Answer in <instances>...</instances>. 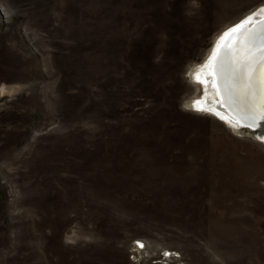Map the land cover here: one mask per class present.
<instances>
[{
    "label": "rangeland",
    "instance_id": "obj_1",
    "mask_svg": "<svg viewBox=\"0 0 264 264\" xmlns=\"http://www.w3.org/2000/svg\"><path fill=\"white\" fill-rule=\"evenodd\" d=\"M261 8L0 0V264H264V143L189 100Z\"/></svg>",
    "mask_w": 264,
    "mask_h": 264
},
{
    "label": "snow or ice",
    "instance_id": "obj_2",
    "mask_svg": "<svg viewBox=\"0 0 264 264\" xmlns=\"http://www.w3.org/2000/svg\"><path fill=\"white\" fill-rule=\"evenodd\" d=\"M251 19L249 17L224 33L221 40L235 34L240 43L233 47L234 41L226 46L218 42L212 59L214 87L221 94L222 103L239 120L254 127L264 121V28L247 29ZM197 110L205 111L203 108ZM137 244L142 249L145 247L141 241Z\"/></svg>",
    "mask_w": 264,
    "mask_h": 264
},
{
    "label": "bare ground",
    "instance_id": "obj_3",
    "mask_svg": "<svg viewBox=\"0 0 264 264\" xmlns=\"http://www.w3.org/2000/svg\"><path fill=\"white\" fill-rule=\"evenodd\" d=\"M249 17H252L250 23L246 25L247 29L255 30L264 28V8H261L259 10H255L245 17H243L240 21L237 23H233L231 25H228L226 28H224L222 31H220L213 39V46L211 49L207 50L204 54L202 61L200 62H194L190 65L189 68L191 69V80L193 82V97L189 98V100L194 102L191 105V108L197 109L203 108L205 111H199L204 113L212 114L219 119L223 120L227 125H229L234 130L238 131L241 127H246L251 130H254L257 135L260 137L261 141L264 143V121H259L257 126L249 127L248 124L243 121L239 120L236 114L226 105L222 103L221 94L218 92L217 87H214V76H213V64L214 60L213 57V49L216 48V45L218 42L222 44V46H226L228 43H232L233 47H236L240 40L239 38L233 34L229 37H224L223 40H221V37L224 36V33L228 31V29L234 27L235 25L241 23L244 20H247ZM198 77V78H197ZM22 90L21 87H13V86H2V90H0V96L6 95V94H14L17 92H20ZM204 95L203 99H200L201 96ZM197 102H199L197 104ZM17 203V199L16 202ZM13 203V204H15ZM145 249H146V256L150 257L154 254L155 250L153 246H151L149 243H144ZM144 249V250H145Z\"/></svg>",
    "mask_w": 264,
    "mask_h": 264
}]
</instances>
